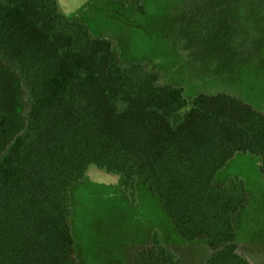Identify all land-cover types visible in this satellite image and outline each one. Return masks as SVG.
I'll use <instances>...</instances> for the list:
<instances>
[{
  "label": "trees",
  "instance_id": "trees-1",
  "mask_svg": "<svg viewBox=\"0 0 264 264\" xmlns=\"http://www.w3.org/2000/svg\"><path fill=\"white\" fill-rule=\"evenodd\" d=\"M132 3L142 12L141 0ZM0 62L24 91L20 129L0 152V264H78L69 225L72 185L90 166L120 177L136 205L147 185L203 264H251L237 251L241 178L215 175L237 153L264 178V112L228 92L160 82L145 62L123 65L111 39L70 19L56 0H0ZM157 229L133 264H173Z\"/></svg>",
  "mask_w": 264,
  "mask_h": 264
},
{
  "label": "rangeland",
  "instance_id": "rangeland-1",
  "mask_svg": "<svg viewBox=\"0 0 264 264\" xmlns=\"http://www.w3.org/2000/svg\"><path fill=\"white\" fill-rule=\"evenodd\" d=\"M70 19L97 37L114 42L123 65L145 62L161 83L198 92L225 91L264 112V0H56ZM24 91L16 75L0 62V152L22 124ZM258 159L235 154L214 177L245 183L248 202L234 218L237 251L251 264H264V178ZM122 181L90 166L71 186L69 225L78 264H133L136 253L157 229L173 251V264H203L204 241L178 236L149 187L137 181L136 205L121 191Z\"/></svg>",
  "mask_w": 264,
  "mask_h": 264
},
{
  "label": "crops",
  "instance_id": "crops-1",
  "mask_svg": "<svg viewBox=\"0 0 264 264\" xmlns=\"http://www.w3.org/2000/svg\"><path fill=\"white\" fill-rule=\"evenodd\" d=\"M221 92V91H220ZM223 92H225V91H223Z\"/></svg>",
  "mask_w": 264,
  "mask_h": 264
}]
</instances>
